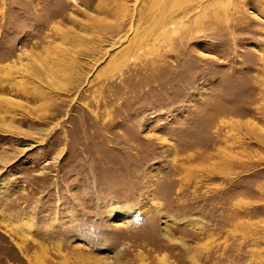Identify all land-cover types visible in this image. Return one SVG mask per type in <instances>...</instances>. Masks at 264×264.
<instances>
[{
  "label": "rangeland",
  "instance_id": "374dc122",
  "mask_svg": "<svg viewBox=\"0 0 264 264\" xmlns=\"http://www.w3.org/2000/svg\"><path fill=\"white\" fill-rule=\"evenodd\" d=\"M0 264H264V0H0Z\"/></svg>",
  "mask_w": 264,
  "mask_h": 264
},
{
  "label": "bare ground",
  "instance_id": "6f19581e",
  "mask_svg": "<svg viewBox=\"0 0 264 264\" xmlns=\"http://www.w3.org/2000/svg\"><path fill=\"white\" fill-rule=\"evenodd\" d=\"M116 212V211H115Z\"/></svg>",
  "mask_w": 264,
  "mask_h": 264
}]
</instances>
